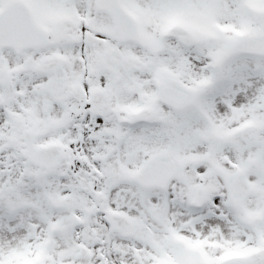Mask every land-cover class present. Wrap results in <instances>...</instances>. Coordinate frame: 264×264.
<instances>
[{"label":"snow or ice","instance_id":"1","mask_svg":"<svg viewBox=\"0 0 264 264\" xmlns=\"http://www.w3.org/2000/svg\"><path fill=\"white\" fill-rule=\"evenodd\" d=\"M0 264H264V0H0Z\"/></svg>","mask_w":264,"mask_h":264}]
</instances>
